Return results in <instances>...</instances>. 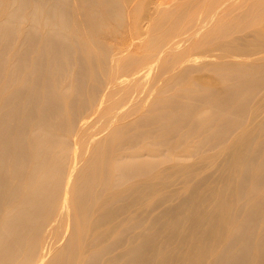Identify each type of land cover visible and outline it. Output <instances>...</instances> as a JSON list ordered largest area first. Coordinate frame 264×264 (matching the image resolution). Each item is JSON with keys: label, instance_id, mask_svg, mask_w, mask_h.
I'll return each instance as SVG.
<instances>
[{"label": "bare ground", "instance_id": "obj_1", "mask_svg": "<svg viewBox=\"0 0 264 264\" xmlns=\"http://www.w3.org/2000/svg\"><path fill=\"white\" fill-rule=\"evenodd\" d=\"M0 264H264V0H0Z\"/></svg>", "mask_w": 264, "mask_h": 264}, {"label": "rangeland", "instance_id": "obj_2", "mask_svg": "<svg viewBox=\"0 0 264 264\" xmlns=\"http://www.w3.org/2000/svg\"><path fill=\"white\" fill-rule=\"evenodd\" d=\"M201 74H202V76L206 75V74H203V73H199V74L196 73V72L194 73L195 76H200Z\"/></svg>", "mask_w": 264, "mask_h": 264}]
</instances>
